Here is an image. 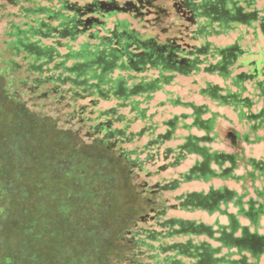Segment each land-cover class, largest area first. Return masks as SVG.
<instances>
[{"label":"trees","instance_id":"trees-1","mask_svg":"<svg viewBox=\"0 0 264 264\" xmlns=\"http://www.w3.org/2000/svg\"><path fill=\"white\" fill-rule=\"evenodd\" d=\"M258 1L0 0V98L18 118L15 130L0 126V264H264V183L255 184L264 181V162L214 148L220 114L207 105L170 98L192 111L161 123L151 111L155 95L178 74H217L225 85L207 82L202 94L264 129V105L255 112L256 102L243 95L251 81L264 98V67L240 61L247 51L239 39L226 46L209 39L238 25L264 32ZM178 129L186 133L176 136ZM175 138L183 141L166 144ZM86 142L113 160L91 156ZM189 155L195 162L178 177L162 175ZM244 159L250 169L236 173ZM63 175L61 188L54 186L63 194V215L75 201L91 200L98 219L117 220L76 236L72 230L66 258L62 242L47 240L45 197L30 199L34 178L40 190ZM247 177L253 192L211 185L175 193L173 202L165 195L184 182ZM177 208L218 213L227 222L170 215ZM57 225L63 238L68 231ZM86 235L90 243L78 250L73 243ZM113 235L110 262L100 253Z\"/></svg>","mask_w":264,"mask_h":264},{"label":"rangeland","instance_id":"rangeland-1","mask_svg":"<svg viewBox=\"0 0 264 264\" xmlns=\"http://www.w3.org/2000/svg\"><path fill=\"white\" fill-rule=\"evenodd\" d=\"M258 7L264 8V0L258 1ZM164 37V36H163ZM166 37V36H165ZM240 37V38H239ZM210 41H212L215 45L218 46H226L229 44L234 43L237 39L238 43L242 46L244 50L247 51L245 56L241 58V62L248 61H258L259 67H264V32L262 31L261 27H246L245 25H238V28L235 30H231L228 33L225 34H213L209 37ZM245 70H249L250 68L246 66L244 68ZM239 71V70H235ZM207 82L212 83H219L221 85H225V81L220 78L217 74H207L204 72H200L198 74H190V75H182L178 74L175 78V80L169 85L166 86L162 91H159L154 99L151 101V111H156V120H158L160 123L168 119L170 117H173L176 114H182V113H190L192 109L185 105H173L169 99L173 97H179L184 102H194L196 104H203L207 105L211 110L219 112L218 116V122H217V131L218 136L216 142L213 143L214 148L219 150H224L228 152H236L239 155H242V151L244 150L246 153V157H254L258 161L264 162V139H261L259 137L263 136L264 129L259 128L257 130L253 129V122L249 121L248 119H241L238 115V112L234 110L233 107L227 106V105H221L218 102L212 100L208 95L202 94V88L207 85ZM246 85L248 87V90L243 93L244 96L251 97L255 102V106L252 108L253 111H259L261 107L264 105V98L259 95L260 89L256 88L254 85V82H246ZM0 90H1V83H0ZM161 102H164V104H160ZM5 110L6 114H2L1 111ZM4 116L3 118H0V126L4 122H8L9 125L12 127V130H15L17 127V117H14L13 107L10 100L6 98H0V117ZM165 127L162 126L160 128L161 131H164ZM193 133L196 134H202L201 131L197 129L191 130ZM186 131L182 129H178L176 132V136H180L182 134H185ZM230 134H233L237 139V145H235L230 138ZM247 135V137H246ZM45 138L48 137L46 134L44 136ZM40 139V138H38ZM41 141V140H40ZM47 141V140H45ZM183 140L181 138H175L174 140H171L167 142L168 145H177L181 143ZM61 150V147H57ZM84 148V147H83ZM85 150L88 154L91 156H101L103 158H106L108 160H113V158L109 157V154L103 149L99 148L97 145H93L92 143L85 144ZM195 155H189L181 164V166H178L173 169H169L168 172L162 174L166 177H178L179 173L181 171L186 170L189 168L194 162H195ZM245 160L239 162V168L236 170V173H246L250 167H247L245 165ZM116 163V161H114ZM113 162L110 164L111 167L110 171H115V165H112ZM79 178H77L78 180ZM38 179L34 178L32 181V197L30 199L31 202H35L39 204V199L42 198V196L45 197L44 207L47 212V224H48V233H47V240L49 243H53L56 240H59L62 242L61 251L63 258H66V254L69 252L67 251L68 241L67 239L70 236V233H72L74 236L79 235L81 230L85 229H91L97 227V224H101L102 226L109 227L112 225L115 220V216L110 217L109 220H105L104 218H97V211L95 208V204L93 201H89L86 204H81L78 201H75L72 204L71 212L69 215H63V210L61 209L62 206H60L62 203L63 194H59L57 192V189L54 186H58L59 188L61 185V181L65 180L66 178L63 175L58 181L52 182V183H45L42 188L39 190V182ZM70 183V182H69ZM264 181H261L260 179H257L255 184L258 187H262ZM63 185H66L63 184ZM214 186L216 188L222 187L224 185H227L228 187L232 189H236L240 193L251 191L253 192V186L252 181L250 178H246L244 182H235L233 180L227 179L223 180L220 178H215L211 180L210 182H204V181H191V182H184L182 183L180 189L175 191L174 193L165 194L169 196L174 201L173 196L176 194L181 193L182 191H194V190H208L210 186ZM76 186V185H74ZM63 191V188L62 190ZM252 195V194H251ZM29 199V200H30ZM68 200L67 197H65V201ZM7 200H4V203ZM80 203V204H79ZM230 210H233L232 204L229 207ZM170 215H175L182 218L187 219H196L199 221H205L207 223H213L215 219L219 218L221 222H227V219L225 216L220 215L218 213L215 214H209L207 211L204 210H182L177 208L176 210H173L170 212ZM120 220V219H119ZM58 222L63 225L68 233L62 238V235H64V231L62 228L60 231L57 227H59L57 224ZM244 223H248L247 220L243 219ZM262 225V230L264 231V216L261 218L260 221ZM51 232H53L51 234ZM67 237V239H66ZM115 239V236L113 235L110 240H108L107 244L109 246H106V251L104 253H100L101 257L104 259H107L111 262L110 259L114 258L116 256V253L114 251L115 246H111V242ZM79 240V241H78ZM78 240H76V243H73L76 245L78 250L83 246L84 243L89 242L91 238L86 235V237L81 238L78 237ZM92 242V241H91ZM16 243V242H15ZM48 243V245H49ZM88 243V244H89ZM70 249L73 253V247L72 243H70ZM15 249L17 246L14 247ZM93 248L95 246L93 245ZM66 253L63 254V252ZM77 250V251H78ZM17 251V250H16ZM47 253H51L52 257H55V253L53 252L52 247H50L47 250ZM51 259V258H50ZM264 259V257H263ZM110 264H128L126 262H117L112 261Z\"/></svg>","mask_w":264,"mask_h":264}]
</instances>
